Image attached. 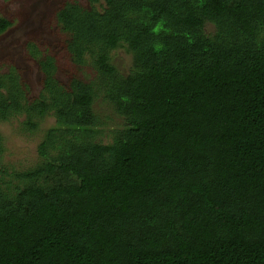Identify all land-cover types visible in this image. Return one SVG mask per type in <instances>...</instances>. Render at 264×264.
Wrapping results in <instances>:
<instances>
[{
    "label": "trees",
    "instance_id": "16d2710c",
    "mask_svg": "<svg viewBox=\"0 0 264 264\" xmlns=\"http://www.w3.org/2000/svg\"><path fill=\"white\" fill-rule=\"evenodd\" d=\"M52 19L66 81L36 50L42 93L0 74V119L75 131L0 165V264H264V0H64ZM98 98L123 120L107 140Z\"/></svg>",
    "mask_w": 264,
    "mask_h": 264
},
{
    "label": "rangeland",
    "instance_id": "374dc122",
    "mask_svg": "<svg viewBox=\"0 0 264 264\" xmlns=\"http://www.w3.org/2000/svg\"><path fill=\"white\" fill-rule=\"evenodd\" d=\"M62 1L64 0H0V16L8 18L10 22L8 28L0 33V66H4L0 68V74L5 77L1 81L11 80L14 84H23L31 97L42 93V75L37 60L32 57L36 50L39 53L50 46L52 51L59 54L60 69L56 72V77L60 81H66L71 68L60 55L64 49L62 33L55 24L51 25L54 23L53 13ZM33 44L39 46L36 48ZM114 57L118 67L125 72L130 65V55L119 49ZM6 69L10 70V76L4 74ZM94 106L103 121V140H107L105 133L123 127V120L112 113V106L101 98L95 101ZM25 118L26 115L15 114L6 121L0 119V165L8 171L20 172L35 164L36 147L43 136V129L54 127V135L60 139L70 137L75 131L65 127L58 129L52 116L42 120L36 117L39 129L34 130L35 132L26 130L21 124ZM69 264L81 263L71 256Z\"/></svg>",
    "mask_w": 264,
    "mask_h": 264
}]
</instances>
